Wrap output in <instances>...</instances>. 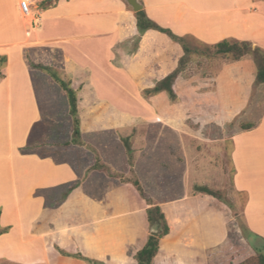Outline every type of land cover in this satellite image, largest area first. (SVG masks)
<instances>
[{"label":"crops","instance_id":"0c3cea01","mask_svg":"<svg viewBox=\"0 0 264 264\" xmlns=\"http://www.w3.org/2000/svg\"><path fill=\"white\" fill-rule=\"evenodd\" d=\"M43 1L29 16L21 0H0V56L6 57L0 80V225L10 226L0 235V259L89 264L63 255L58 245L107 264H137L149 236L147 202L130 181L94 168L93 149L113 171H126L118 134L136 128L130 116L166 130L163 137H140L133 144L137 178L170 227L152 264H234L255 254L251 236L264 241V111L253 127L231 136L233 188L246 197L241 216L249 239L229 207L192 191L191 179L200 172L190 163L176 165L171 150L179 91L208 99L209 113L227 124L249 108L257 70L248 71L240 94L233 89L241 82L238 64L246 59L207 58L200 93L185 70L173 84L177 100L165 91L146 97L144 89L176 69L181 43L156 29L141 34L126 0H59L47 8ZM141 1L149 18L179 36L206 45L247 40L264 49V0ZM32 64L60 69L71 80L83 145L70 143L65 91ZM227 109L233 111L229 118ZM61 115H67V126ZM39 139L49 151L27 150Z\"/></svg>","mask_w":264,"mask_h":264},{"label":"rangeland","instance_id":"374dc122","mask_svg":"<svg viewBox=\"0 0 264 264\" xmlns=\"http://www.w3.org/2000/svg\"><path fill=\"white\" fill-rule=\"evenodd\" d=\"M185 42L191 48L192 52L190 54L189 62L185 70L187 75L193 79L197 93H200V79L203 74L205 59L216 58L219 56L209 48V45L203 44L193 37L187 36L185 38ZM51 53L55 57L59 55L57 51H52ZM242 58H245L246 60L245 62H240L238 64V67L243 66V69L239 67L241 82H239V87L237 86L233 89V91L240 94L245 90L244 88H246L247 86L245 80H247V78L249 77L248 71L253 68L257 70V66L252 55H245ZM55 69L63 75L60 69ZM205 74L206 73H204V75ZM227 86L228 90H230L229 93H231V87L229 85ZM252 89L253 94L251 96L249 108L243 113L237 115L235 118L231 119V121L227 124L219 123L217 120H215V116L209 113L207 105L209 103L208 99L202 98L199 96V94H196L194 92H189L185 94V97H183L184 93L182 91H179L182 99L178 98V100L176 101L178 104L176 106L177 112L174 121V124L179 127V129H177L175 133L177 144L172 145L171 150L172 155L175 157L176 165L183 166L190 163L192 164V166L194 165L195 168L200 172L199 176L191 179L192 182L190 181L192 183V191H196V187L198 185H205L213 190L219 191L224 200L221 202L229 207L231 213L236 217L239 228L241 226V223H244L241 216V211L244 206L246 197L245 194L236 192L233 188V165L230 159V151L232 146L231 136L233 132L237 130V128H240L242 126L243 123L255 124L260 119L262 112L264 111V83H260ZM225 94L227 96V90ZM226 99L228 98H225L223 100L225 101ZM216 100H219V98H216ZM226 112L227 113H225V116L227 118L232 116V110L227 109ZM67 118V115L66 117L61 115L62 124L66 126L68 125ZM140 121L141 118L130 116L129 122L131 124L137 123V126H134L136 128H134L133 130H131L130 128L129 130L123 132L121 131L118 134L119 138H121L123 142L126 133L130 134V140L128 141V143L130 144L131 150L130 152H128L127 148L125 149L127 153V170L117 172L119 175L118 177L125 182H129V179L137 178V173L134 169L136 165V156L134 155L135 148H133V144L135 143L134 141L140 137H163L165 135L163 134V131H166L158 129L157 131L154 126H151L149 124H140ZM47 137H45L44 139H48ZM44 139L34 141L27 150L38 153H45L49 151L47 147L44 146ZM180 140H182L183 142H180ZM83 144L84 143L82 141V145ZM93 149L94 151H96V157H99L97 149ZM129 154H132L131 158L129 157ZM168 166L171 167V165ZM151 198L155 204L159 205L156 199H153V197ZM147 225L148 234H151V231H158L156 228L151 227L149 221ZM256 237L257 236L255 235L251 236L250 243L264 254V241ZM55 247L63 255H66V253H68L69 255L66 256L85 260L82 257L76 256V254L82 255V253H69L65 250L60 249L58 245H55ZM87 259H89V261H85H87L89 264H107L98 259ZM90 260L95 261V263L90 262ZM0 264L21 263H15L7 259H0Z\"/></svg>","mask_w":264,"mask_h":264},{"label":"trees","instance_id":"16d2710c","mask_svg":"<svg viewBox=\"0 0 264 264\" xmlns=\"http://www.w3.org/2000/svg\"><path fill=\"white\" fill-rule=\"evenodd\" d=\"M58 1L59 0H44L42 6L43 8H47L49 6L56 4ZM139 1L142 3L141 0ZM135 15L137 18V27L141 34H143L148 29H156L169 35L173 40L181 43V45L183 46L184 54L179 59L176 69L173 72H171L169 75H167L165 78L156 82V84L153 87L146 88L142 91V94L146 97L165 91L169 95V98L175 101L177 100V94L173 88V84L178 78V76L185 71L187 64L189 62L190 54L192 53L191 48L185 42L186 36H179L175 34L171 29L162 27L161 25L153 21L151 18H149L144 9L135 12ZM209 46H210L209 48L220 58L239 60L245 55H252L254 58V62L257 66L256 79L253 87L257 86L260 83H264V49H262L257 45H254V43L247 40L240 41V40L225 39ZM5 62H6V57L0 56V80L4 78L2 67L4 66ZM32 66L47 72L65 91L69 106V115L71 117V123H72V134H71L70 143L82 145L81 121L78 114V100H79L78 92L75 88L72 87L71 80L66 75L60 74V72H58L54 67L42 65V64H32ZM253 126H254L253 123H243L241 128L249 129ZM124 142L127 151L130 152L131 147L130 144L128 143V140L125 139ZM131 156L132 154H129L130 158ZM94 168L105 170L111 176L114 177L119 176L118 173L113 171L107 164L102 162L99 157H97L96 159ZM129 181L133 183V185L136 187L140 195L146 200L148 221L151 227H154L159 231L158 236L149 234L145 245L136 254L137 264H152L154 257L157 255L159 251L160 239L169 233L170 227L168 225L167 219L161 207L153 202L152 198L146 193L140 180L138 178H133V179H129ZM196 190L207 193L217 198L220 201H224L223 196L219 191L213 190L208 186L198 185L196 187ZM0 215H1V210H0ZM240 229L244 237L246 239H249L247 227L244 223L243 224L241 223ZM9 230H10V226L3 227L0 225V235L8 232ZM253 247L256 252L255 254L248 256L244 260L234 264H264V254L260 252V250L255 246ZM66 255L69 254L66 253ZM76 256L82 257L83 259L89 261V259L85 258L80 254H76ZM90 262L95 263V261L93 260H90Z\"/></svg>","mask_w":264,"mask_h":264},{"label":"built area","instance_id":"2783aa9c","mask_svg":"<svg viewBox=\"0 0 264 264\" xmlns=\"http://www.w3.org/2000/svg\"><path fill=\"white\" fill-rule=\"evenodd\" d=\"M40 0H21V9L24 15H33V6H35ZM35 18L33 17V23Z\"/></svg>","mask_w":264,"mask_h":264},{"label":"water","instance_id":"95a60500","mask_svg":"<svg viewBox=\"0 0 264 264\" xmlns=\"http://www.w3.org/2000/svg\"><path fill=\"white\" fill-rule=\"evenodd\" d=\"M127 3L132 7V9L137 12L143 9V5L140 3L139 0H126ZM151 234L158 236L159 231H151Z\"/></svg>","mask_w":264,"mask_h":264}]
</instances>
